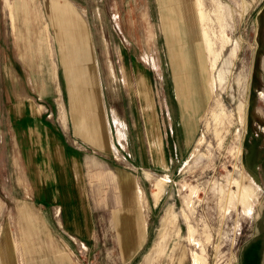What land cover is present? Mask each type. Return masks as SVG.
Here are the masks:
<instances>
[{
    "label": "rangeland",
    "instance_id": "1",
    "mask_svg": "<svg viewBox=\"0 0 264 264\" xmlns=\"http://www.w3.org/2000/svg\"><path fill=\"white\" fill-rule=\"evenodd\" d=\"M73 1L87 10L102 66L109 58L118 72L115 101L122 118H137V130L129 129L132 147L139 152L148 146L140 102L134 86L120 82L122 68L126 82L134 83L139 71L152 90L155 122L146 128L148 144L158 150L163 144L166 154H174V143L177 156L164 169L157 166L156 173L146 172L151 184L145 182L146 196L150 188L154 198L160 199L150 213L146 245L123 261L119 252L112 251V242L101 240L106 237L98 236L96 227L95 235L82 240L87 246L96 242L99 251L85 252L53 218L50 206L40 204L31 188L29 192L23 187L31 173L17 153L18 143L8 123L6 101L14 99V94L6 89L12 86L0 75L4 106L0 107V242L7 230L15 231L8 224L17 205H26L40 229L35 235L41 243L37 247H47L43 243L48 234L68 264H195L192 252L196 264H264V0H189L186 7L190 6L196 23L192 34L198 37L202 60L198 72L197 65L190 61L187 65L190 93L182 102L175 91L166 28L160 26L167 19L180 28L191 25L172 12L174 3L184 8L181 0ZM3 3L6 6L8 1ZM115 12L122 31L115 25ZM7 18L0 10V57H10L0 60L2 71L6 62L7 67L10 64L14 40ZM151 31L154 40H148L147 47L143 39ZM49 32L52 42L53 31ZM143 49L156 67L140 58ZM181 49L191 59L187 42ZM19 258L15 247L13 264H19Z\"/></svg>",
    "mask_w": 264,
    "mask_h": 264
},
{
    "label": "crops",
    "instance_id": "2",
    "mask_svg": "<svg viewBox=\"0 0 264 264\" xmlns=\"http://www.w3.org/2000/svg\"><path fill=\"white\" fill-rule=\"evenodd\" d=\"M7 1L5 6L1 0L0 10L8 16L12 28L13 63L9 60L7 67L6 62L0 75L12 86L6 89L14 94V99L6 101L8 123L18 143L17 153L31 173L23 187L29 192L31 188L40 204L50 206L53 218L85 252L99 251L96 242L87 246L82 240L95 235L98 227V236L106 237L101 240L112 242V251L128 261L148 242L150 213L160 200L154 198L150 188L146 196L145 182L151 186L146 172L156 173L157 166L164 169L177 156L174 143V154H166L163 144L158 146L159 150L148 144L146 128L155 122L150 85L139 71L134 83L126 82L123 68L119 71L123 74L120 82L134 86L144 118L148 147L137 152L129 133V129L137 130V118L132 116L131 121L121 116L115 101L118 72L109 58L102 66L89 30L87 10L73 0ZM188 2H180L184 13L178 3H174L176 8L172 12L191 25L186 23L180 29L173 19L160 23L163 30L166 28V35L162 33L181 102L190 93L189 63L197 65L198 72L202 60L197 50L198 37L192 34L196 23L191 19L190 6L186 7ZM113 16L116 27L122 31L118 12ZM147 22L152 28V21ZM132 23L135 27L134 19ZM148 40H154L153 31L143 39L147 47ZM183 41L193 52L191 59L181 49ZM140 58L145 64L157 65L146 49ZM8 59L9 56L0 57L2 62ZM0 107H4L3 103ZM11 218L8 225L15 231L7 230L0 242V264L14 263L15 247L21 254L19 264H68L48 234L43 243L47 247H37L41 244L36 237L40 229L30 207L17 205Z\"/></svg>",
    "mask_w": 264,
    "mask_h": 264
},
{
    "label": "bare ground",
    "instance_id": "3",
    "mask_svg": "<svg viewBox=\"0 0 264 264\" xmlns=\"http://www.w3.org/2000/svg\"><path fill=\"white\" fill-rule=\"evenodd\" d=\"M167 10V9H166ZM181 29V28H180ZM173 32V31H172ZM179 43H180V41H179ZM179 45V44H178ZM179 48V47H178ZM180 52V51H179ZM183 53V52H182ZM183 55V54H182ZM172 57V56H171ZM184 60V59H183ZM184 62V61H183ZM172 64V63H171ZM179 70H180V68H179ZM187 81V80H186ZM187 86V85H186ZM213 86V85H212ZM215 86V85H214ZM214 88V87H213ZM212 88V89H213ZM214 90V89H213ZM182 92V91H181ZM192 257H193V262L196 264V256H195V254L192 252Z\"/></svg>",
    "mask_w": 264,
    "mask_h": 264
}]
</instances>
